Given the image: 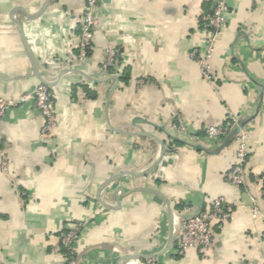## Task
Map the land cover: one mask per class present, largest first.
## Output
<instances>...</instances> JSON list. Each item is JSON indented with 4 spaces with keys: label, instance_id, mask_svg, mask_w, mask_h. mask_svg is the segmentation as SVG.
I'll list each match as a JSON object with an SVG mask.
<instances>
[{
    "label": "crops",
    "instance_id": "crops-1",
    "mask_svg": "<svg viewBox=\"0 0 264 264\" xmlns=\"http://www.w3.org/2000/svg\"><path fill=\"white\" fill-rule=\"evenodd\" d=\"M214 4L100 0L89 56L76 62L85 0H0V97L47 81L58 116L44 133L28 102L0 121V264H68L60 237L80 224L79 264H263L264 0L231 1L207 81ZM109 43L118 71L102 70ZM229 116L247 134L242 186L226 179L234 138L206 139ZM218 197L234 211L209 256H176L182 221Z\"/></svg>",
    "mask_w": 264,
    "mask_h": 264
},
{
    "label": "built area",
    "instance_id": "built-area-1",
    "mask_svg": "<svg viewBox=\"0 0 264 264\" xmlns=\"http://www.w3.org/2000/svg\"><path fill=\"white\" fill-rule=\"evenodd\" d=\"M215 4L209 15L203 16V25L211 30L210 42L205 48L201 59L203 76L207 81L213 80L214 75L211 66V57L215 43L227 23V15L230 11L232 0H214ZM100 0H85V7L82 14L81 37L78 43L76 62H82L89 56L95 32L99 29L98 4ZM119 49L114 43H109L106 48V57L102 64L105 72L118 71ZM192 58H197V51L190 53ZM143 81H140L142 84ZM33 102L45 119L43 132H53L58 125V116L49 83L39 84L33 91L22 93L17 98L0 97V121L6 112L13 107ZM238 125L236 117L227 118L224 123L210 125L206 128V139L215 142L229 137L231 132ZM173 127L186 136L189 134V126L182 117L177 115ZM237 145L236 163L226 174L227 181L234 186L245 185L247 181L246 160L248 149L246 144L247 134L243 131L233 136ZM168 151H178L174 145L168 146ZM264 195V182L262 186ZM234 205L229 203L225 197H218L213 200L211 207L200 214L190 216L182 221L176 232L174 252L176 256H184L188 251L195 249L198 253L207 258L215 245V226L226 222L233 214ZM83 231V225L70 226L60 237V244L67 251L68 264H79L78 262V236ZM264 259V253H263ZM264 264V262H263Z\"/></svg>",
    "mask_w": 264,
    "mask_h": 264
},
{
    "label": "water",
    "instance_id": "water-1",
    "mask_svg": "<svg viewBox=\"0 0 264 264\" xmlns=\"http://www.w3.org/2000/svg\"><path fill=\"white\" fill-rule=\"evenodd\" d=\"M44 82H45V83H48L47 81H44ZM237 132H239V128H238V127H236V128L231 132V134L229 135V138H233V136H234ZM163 153H164V146H162L161 155H163ZM174 242H175V236H174Z\"/></svg>",
    "mask_w": 264,
    "mask_h": 264
},
{
    "label": "trees",
    "instance_id": "trees-1",
    "mask_svg": "<svg viewBox=\"0 0 264 264\" xmlns=\"http://www.w3.org/2000/svg\"><path fill=\"white\" fill-rule=\"evenodd\" d=\"M65 253L67 252L66 249H64Z\"/></svg>",
    "mask_w": 264,
    "mask_h": 264
}]
</instances>
